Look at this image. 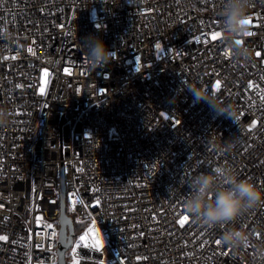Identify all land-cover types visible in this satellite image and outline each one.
I'll list each match as a JSON object with an SVG mask.
<instances>
[{
    "label": "built area",
    "instance_id": "1",
    "mask_svg": "<svg viewBox=\"0 0 264 264\" xmlns=\"http://www.w3.org/2000/svg\"><path fill=\"white\" fill-rule=\"evenodd\" d=\"M222 3L0 0V264H58L62 177L67 264H264V202L223 228L183 207L218 167L264 191V0L239 44ZM90 35L113 53L95 70Z\"/></svg>",
    "mask_w": 264,
    "mask_h": 264
},
{
    "label": "clouds",
    "instance_id": "2",
    "mask_svg": "<svg viewBox=\"0 0 264 264\" xmlns=\"http://www.w3.org/2000/svg\"><path fill=\"white\" fill-rule=\"evenodd\" d=\"M252 3L253 0H223L216 12L223 30L236 37L237 44L248 31L249 24L246 21ZM81 47L93 70L105 66L112 59L113 53L99 37H85ZM238 55L247 58L249 50L239 47ZM193 91L197 97L206 99L198 91ZM219 111L233 117L227 109ZM3 116L0 113V124L3 123ZM262 202L264 191L259 190L251 181L240 179L237 174L218 167L213 173H201L191 178L190 191L183 207L197 223L208 228H223ZM220 240L229 248L238 249L247 243L248 234L241 229L229 228L223 231Z\"/></svg>",
    "mask_w": 264,
    "mask_h": 264
},
{
    "label": "water",
    "instance_id": "3",
    "mask_svg": "<svg viewBox=\"0 0 264 264\" xmlns=\"http://www.w3.org/2000/svg\"><path fill=\"white\" fill-rule=\"evenodd\" d=\"M63 167L61 168V174L63 176ZM61 215L59 217L60 230H59V247L57 249V263L58 264H67L66 262V252L73 245L74 241V222L71 217L67 215L66 212V191L65 184L62 177L61 181Z\"/></svg>",
    "mask_w": 264,
    "mask_h": 264
},
{
    "label": "rangeland",
    "instance_id": "4",
    "mask_svg": "<svg viewBox=\"0 0 264 264\" xmlns=\"http://www.w3.org/2000/svg\"><path fill=\"white\" fill-rule=\"evenodd\" d=\"M88 235L90 239L92 240V243L94 244L95 248L101 249L104 245V235L102 232L98 229H90L88 231Z\"/></svg>",
    "mask_w": 264,
    "mask_h": 264
},
{
    "label": "snow or ice",
    "instance_id": "5",
    "mask_svg": "<svg viewBox=\"0 0 264 264\" xmlns=\"http://www.w3.org/2000/svg\"><path fill=\"white\" fill-rule=\"evenodd\" d=\"M246 23H247V24H250V23H251L250 19H248V20L246 21ZM251 34H252V33H250V32L245 33V35H251ZM215 38H217L216 35L213 36V39H215ZM257 55L259 56L260 53H257ZM187 220H188V217H184V219L181 221V223H184V221H187ZM0 239H6V237H0ZM81 239H83V237H82ZM217 243H220V242L217 241Z\"/></svg>",
    "mask_w": 264,
    "mask_h": 264
},
{
    "label": "trees",
    "instance_id": "6",
    "mask_svg": "<svg viewBox=\"0 0 264 264\" xmlns=\"http://www.w3.org/2000/svg\"><path fill=\"white\" fill-rule=\"evenodd\" d=\"M75 225V232L78 233L79 230H81V228H83L82 224H79L77 221L74 222Z\"/></svg>",
    "mask_w": 264,
    "mask_h": 264
}]
</instances>
